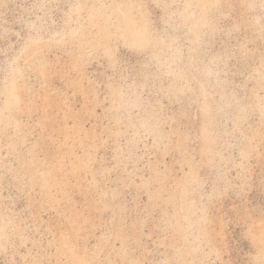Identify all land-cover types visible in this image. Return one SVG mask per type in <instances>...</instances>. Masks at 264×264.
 <instances>
[{
	"label": "rangeland",
	"instance_id": "374dc122",
	"mask_svg": "<svg viewBox=\"0 0 264 264\" xmlns=\"http://www.w3.org/2000/svg\"><path fill=\"white\" fill-rule=\"evenodd\" d=\"M0 264H264V0H0Z\"/></svg>",
	"mask_w": 264,
	"mask_h": 264
}]
</instances>
